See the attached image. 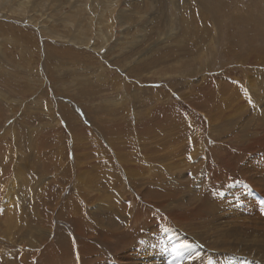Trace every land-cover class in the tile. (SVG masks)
Here are the masks:
<instances>
[{"label":"rangeland","instance_id":"rangeland-1","mask_svg":"<svg viewBox=\"0 0 264 264\" xmlns=\"http://www.w3.org/2000/svg\"><path fill=\"white\" fill-rule=\"evenodd\" d=\"M262 247L264 0H0V264Z\"/></svg>","mask_w":264,"mask_h":264},{"label":"bare ground","instance_id":"bare-ground-1","mask_svg":"<svg viewBox=\"0 0 264 264\" xmlns=\"http://www.w3.org/2000/svg\"><path fill=\"white\" fill-rule=\"evenodd\" d=\"M97 123V122H96ZM243 135V134H242ZM240 137V136H239ZM241 138V137H240ZM263 157V156H262ZM257 161V160H256ZM258 164H256V165H254V166H257ZM261 166H262V164H260ZM258 167V166H257ZM256 168V167H255ZM260 168H262V167H260ZM245 169V167H243V168H241V172L243 171ZM263 169V168H262ZM240 172V173H241ZM236 174H239V173H236ZM238 184V183H237ZM253 184V183H252ZM253 186H256V185H252V187ZM9 195V194H8ZM256 203V202H255ZM261 206V205H260ZM253 210V209H252ZM135 219V218H134ZM136 220V219H135ZM102 238V241L103 242H105V243H110L112 240H111V236L109 235V233L107 234V235H103V237H101ZM259 246H263V245H259ZM255 247V246H254ZM258 246L256 245V248H257ZM255 248V249H256ZM262 248H264V247H262ZM250 251V250H249ZM251 251H252V249H251ZM258 251V250H257ZM241 254H242V252H241ZM252 254V253H251ZM256 255V254H255ZM250 258V257H249ZM258 258V257H257ZM259 258H260V255H259ZM46 263H47V261H46Z\"/></svg>","mask_w":264,"mask_h":264}]
</instances>
